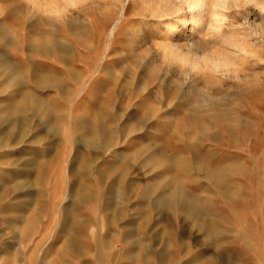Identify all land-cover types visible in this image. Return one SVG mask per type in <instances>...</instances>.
<instances>
[{
    "label": "rangeland",
    "instance_id": "rangeland-1",
    "mask_svg": "<svg viewBox=\"0 0 264 264\" xmlns=\"http://www.w3.org/2000/svg\"><path fill=\"white\" fill-rule=\"evenodd\" d=\"M143 1L0 0V264H264L263 8L192 33L213 76Z\"/></svg>",
    "mask_w": 264,
    "mask_h": 264
},
{
    "label": "bare ground",
    "instance_id": "bare-ground-1",
    "mask_svg": "<svg viewBox=\"0 0 264 264\" xmlns=\"http://www.w3.org/2000/svg\"><path fill=\"white\" fill-rule=\"evenodd\" d=\"M82 1L69 0V3L73 7ZM240 1L146 0L143 3L149 7V10L143 16L144 21H148V18H153L155 28L163 24L167 29L165 34L167 36L162 40V51L169 62L178 64L181 69L186 67V70L198 71L200 74L208 70L213 76H216L218 73L233 72L232 52L226 49V51L223 50L219 54L201 56L199 54L200 52L197 51L200 50L202 41L192 33L199 30L204 24L208 26V29L214 30V32H220L224 22L230 21L224 11L229 9L230 5L238 6ZM243 1L245 5L252 3L261 9L263 8L264 11V2L260 0ZM188 22L191 25L187 26ZM188 28H190L189 32L183 31ZM228 43L226 42V44ZM229 44L234 45L231 41ZM23 122L24 119L19 117L11 120L10 126L15 124L22 125ZM13 137L11 136L9 138ZM106 204L109 205L110 203L106 202Z\"/></svg>",
    "mask_w": 264,
    "mask_h": 264
}]
</instances>
